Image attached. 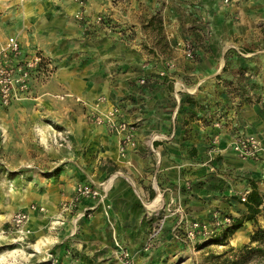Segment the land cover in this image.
<instances>
[{"label":"crops","instance_id":"0c3cea01","mask_svg":"<svg viewBox=\"0 0 264 264\" xmlns=\"http://www.w3.org/2000/svg\"><path fill=\"white\" fill-rule=\"evenodd\" d=\"M116 2L87 0L81 7L76 0H0V35L18 36L24 54L39 50L52 66L56 65L48 79H33L24 98L7 107L0 102V113H30L28 126L33 124L44 134L39 141L28 138L23 152L35 147L44 164L61 166L47 183L62 188L64 196L73 195L77 182L99 183L110 178L105 182L112 207L120 199L117 204L128 211L135 207L145 209L148 215L175 198H185L180 190L186 179L199 176L205 188L203 205L197 209L201 208V215L207 219L211 211L240 217L247 207L239 198L256 187L263 200L261 212L229 238L228 246L249 244L253 231L264 226V160H242L231 144L240 134H252L264 145V42L260 49L247 48L251 56L244 60L246 76L239 77L234 69L240 82L235 93L228 94L215 79L223 68L222 59L198 64L186 60L189 67L178 70L173 85L169 76L161 84L154 74L153 85L140 88L138 80L159 67L150 64L143 71L140 66L118 71L113 67L117 61L124 66L142 63L147 59L143 51L130 60L124 53L118 54L125 46L111 40L105 33L110 32L108 29L86 38L74 18L82 11L89 19L107 13L117 21H137L126 11L125 0ZM232 74L223 77L232 79ZM101 94L110 99L104 109L117 105L128 124L143 118L136 128L132 126L138 147L128 148L125 157L120 154L124 132L112 133L106 125L89 123L88 110L74 98L92 101ZM217 120L221 126L214 125ZM213 138H217L215 143ZM125 169L134 176L125 175ZM212 170L218 173H210ZM223 195L232 196L224 200ZM62 199L61 195L58 205ZM58 205L55 214L64 223L61 227H66L71 214L61 215ZM100 214L101 207L85 220Z\"/></svg>","mask_w":264,"mask_h":264},{"label":"rangeland","instance_id":"374dc122","mask_svg":"<svg viewBox=\"0 0 264 264\" xmlns=\"http://www.w3.org/2000/svg\"><path fill=\"white\" fill-rule=\"evenodd\" d=\"M116 1L123 0H111V3L117 5ZM124 3L126 11L137 17L136 22L117 21L107 13L89 19L77 12L74 18L79 21L86 38L98 36V32L108 29L110 32L105 31L106 35L125 46L118 54L122 52L130 60L135 54L141 56L139 52L143 51L147 59L139 65L127 66L117 61L113 67L118 71L123 67L136 70L138 66L143 71L150 64L159 67L156 72H149L138 80L140 88L153 85L154 74H157L155 81L161 84L166 83L165 78L169 76L173 85L178 70L189 67L186 60L198 64L207 59H222L223 68L215 79L228 94L235 93L240 82L234 69L238 70L239 77L246 76L248 70L244 60L251 56L247 48L260 49L264 42V0H125ZM99 16H102L101 20ZM152 18L154 21L150 22ZM160 22L163 30H160ZM228 72L233 73L232 79L223 77ZM74 98L88 110L89 123L96 127L105 125L97 122V117L100 111H105L104 104L110 102L107 95H98L92 101ZM14 113H0V264H127L117 251V243L129 250V264H210L209 252L221 253L228 248L212 244L199 249L197 244L180 242L174 236L180 214L169 212V208L173 210L180 206L187 216L185 228L191 219L207 222L217 218L211 211V217L205 219L200 213L201 208L197 209L203 205L205 188V182L199 176L186 179L180 190L185 198H175L176 203L171 206V201L160 205L151 214L135 207L128 211L126 206L117 204L118 199L109 217L101 208L102 214L93 220L84 219L74 224V217L70 216L67 226L61 227L64 223L58 222L61 217L55 212L59 198L64 196L63 189L47 183L49 175L60 165L44 164L35 147L23 152L28 138L39 141L44 132L33 124L31 128L28 126L30 113ZM141 121L143 118H138L129 124L136 128ZM28 164L31 167H27ZM123 173L134 176L127 169ZM210 173L218 172L212 170ZM231 196L223 195V198L228 200ZM32 203L45 206V211L31 214L24 232L15 231L10 225L11 216ZM188 204L191 207H187ZM158 221L164 222L163 227L156 238L150 239ZM245 264H264V257H253Z\"/></svg>","mask_w":264,"mask_h":264},{"label":"built area","instance_id":"2783aa9c","mask_svg":"<svg viewBox=\"0 0 264 264\" xmlns=\"http://www.w3.org/2000/svg\"><path fill=\"white\" fill-rule=\"evenodd\" d=\"M77 3L84 7L87 0H76ZM83 15L82 11L78 12ZM102 19V16H99ZM191 55V50H188ZM54 70L50 60L39 50L30 54H24L21 42L16 35L1 36L0 35V102L7 107L14 100L22 99L28 95L31 89V82L34 78L42 79L49 78ZM97 122L105 124L112 132H124L121 138L120 154L125 156L128 148L137 146L133 127L121 118V111L117 105H112L105 111H100L97 117ZM215 126H221V121L214 122ZM214 143L217 138H213ZM233 152L242 160H264V145L262 141L252 134H240L235 137L231 144ZM246 199V194L242 196V200ZM175 202L171 201L169 206ZM60 214H71L74 217L73 222L76 224L80 220L91 218L94 212L101 207L106 216H110L112 204L110 202V194L107 182L95 183L93 181L77 182L74 186L73 195L71 197L64 196L59 204ZM169 212L179 213V219L176 220L174 226L175 238L186 244H197L208 235L213 233L215 226L220 224V220L214 223L205 222L199 219H194L187 223V216L182 211L180 206L168 209ZM45 211V206L32 203L28 208L17 210L10 219L11 228L15 231L24 232L23 228L29 221L31 214ZM215 217H218L216 215ZM225 222H229L230 218H225ZM58 222L63 224L62 219ZM163 221H158L156 227L150 234V239L156 238L163 227ZM212 224L213 227H212ZM117 251L120 256L129 264L131 254L129 250L120 243H117ZM51 264H54L52 262Z\"/></svg>","mask_w":264,"mask_h":264},{"label":"trees","instance_id":"16d2710c","mask_svg":"<svg viewBox=\"0 0 264 264\" xmlns=\"http://www.w3.org/2000/svg\"><path fill=\"white\" fill-rule=\"evenodd\" d=\"M152 18L150 21H153ZM160 30H162V24L160 22ZM61 166H59L55 171H52L49 178L55 176L59 173ZM246 207L247 212L242 214L240 217H235L230 213H222L220 217L222 220L217 218H212L208 222H212L213 220H220V224L215 226L216 229L213 233L208 235L205 239L200 242H197L198 248L202 249L206 246L215 244V245H226L229 244V238L233 236V234L240 229L245 222L247 221H255L258 214L261 212L260 205L263 200L257 191L256 187L249 192L246 196L245 200H241ZM225 218H230L229 222H225ZM255 244V245H253ZM264 226H258L250 236V243L242 246L241 248H236L234 246L229 245L228 248L221 252H209L207 255L209 257L210 264H245L253 257L260 256L264 257Z\"/></svg>","mask_w":264,"mask_h":264}]
</instances>
